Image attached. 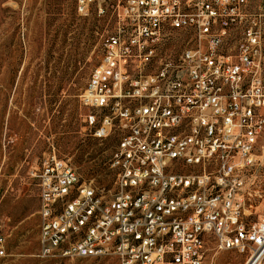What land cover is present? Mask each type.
Returning <instances> with one entry per match:
<instances>
[{
  "label": "built area",
  "instance_id": "built-area-1",
  "mask_svg": "<svg viewBox=\"0 0 264 264\" xmlns=\"http://www.w3.org/2000/svg\"><path fill=\"white\" fill-rule=\"evenodd\" d=\"M94 1L79 0L80 10ZM110 2L99 15L114 23L80 103L96 137L121 132L114 186L48 156L33 172L39 256L202 264L213 238L220 250L247 254L245 264H261L264 218L247 210L258 196L251 172L264 134V5ZM219 183L236 186L229 217L217 212Z\"/></svg>",
  "mask_w": 264,
  "mask_h": 264
},
{
  "label": "rangeland",
  "instance_id": "rangeland-1",
  "mask_svg": "<svg viewBox=\"0 0 264 264\" xmlns=\"http://www.w3.org/2000/svg\"><path fill=\"white\" fill-rule=\"evenodd\" d=\"M110 0H0V264H116L106 258L41 257L39 189L33 172L55 154L82 179L113 187V152L120 139L114 128L96 137L80 103L101 63L114 19ZM254 7L264 0H252ZM123 5V2L120 4ZM182 46V40L176 42ZM97 111V110H94ZM255 157L258 196L247 210L264 218V134ZM247 254L220 250L211 238L203 264H245ZM261 264H264V259Z\"/></svg>",
  "mask_w": 264,
  "mask_h": 264
},
{
  "label": "bare ground",
  "instance_id": "bare-ground-1",
  "mask_svg": "<svg viewBox=\"0 0 264 264\" xmlns=\"http://www.w3.org/2000/svg\"><path fill=\"white\" fill-rule=\"evenodd\" d=\"M216 192H220V198H222V203L217 204V212L220 213L221 217H229V207L227 205H229V199L236 196V186L228 183H219L216 184Z\"/></svg>",
  "mask_w": 264,
  "mask_h": 264
}]
</instances>
